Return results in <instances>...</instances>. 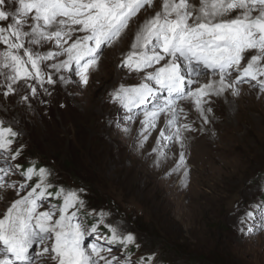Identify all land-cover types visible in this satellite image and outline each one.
<instances>
[{
    "label": "snow or ice",
    "instance_id": "snow-or-ice-1",
    "mask_svg": "<svg viewBox=\"0 0 264 264\" xmlns=\"http://www.w3.org/2000/svg\"><path fill=\"white\" fill-rule=\"evenodd\" d=\"M154 5L155 0H0V95H15L23 82L29 93L21 99L35 98L38 87L47 92L46 84L57 83L54 73L61 82L71 83L75 75L87 85L103 49L118 42L141 11ZM46 45L51 48L39 50ZM121 67L144 73L139 84H122L110 93L130 122L143 116L141 147L164 118L153 148L159 164L166 158L162 143L183 149L184 133L193 131L184 122L181 102H190L208 123L212 109L206 105L212 97L229 91L239 96L241 84L264 93V0H160V10L139 24ZM17 137L0 119V189H12L19 197L0 219V264H160L155 252L132 260L128 249L136 237L121 230L119 222H107L110 213L92 210L83 213L91 222H83L84 189L60 186L52 192L48 168L13 163L21 155L20 148L13 150ZM185 163L181 152L177 169ZM12 176L22 179L12 181ZM50 198L59 203L45 208ZM257 203L264 214V194L251 207ZM242 205L238 202L236 210ZM252 216L245 210L239 223ZM101 225L107 235L100 233ZM91 236L96 242L86 244ZM114 249L125 254L118 257Z\"/></svg>",
    "mask_w": 264,
    "mask_h": 264
},
{
    "label": "rangeland",
    "instance_id": "rangeland-1",
    "mask_svg": "<svg viewBox=\"0 0 264 264\" xmlns=\"http://www.w3.org/2000/svg\"><path fill=\"white\" fill-rule=\"evenodd\" d=\"M49 48L51 45L39 50ZM109 50L110 47L103 49L99 65L108 61ZM112 61L109 69L123 70L116 55ZM49 70L45 66V71ZM96 70L90 73L88 84L79 88L82 104L88 108L82 117L74 116L75 111L81 110L79 105L65 106L63 97L71 100V96L65 93L55 73L53 79L57 83L46 84L47 92L38 87L35 98L29 95L34 120L17 114L14 109L22 92L29 93L22 87L23 82L15 95H0V119L18 133L13 150L20 148L21 155L13 163L26 168L35 162L37 168H48L51 171L49 181L54 185L50 189L52 192L60 186L84 189L82 198L86 207L81 210V220L90 223L92 217L83 213L92 210L110 213L107 222H119L121 230L126 229L136 237V243L130 246L134 249L133 261L155 252L160 264H264V214L259 203L255 208L251 207L264 194V180L261 179L264 175V116L250 109V106H259L245 103L247 109L240 115V124L234 113L231 116V126H238L245 138L224 146L228 150L221 155L230 157L225 158L223 167L216 165L203 169L195 153L178 150L179 144L166 143L162 147L166 158L157 164V155L152 152L157 139L151 134L144 146H140L142 115L130 122L125 110L120 108L114 115L95 104L100 91L94 93L90 86L95 83ZM110 77L115 79L116 75ZM241 85L255 89L249 84ZM105 86L110 87L109 83ZM193 112L196 128L213 140L220 131H214L210 121L204 123L195 109ZM255 119L257 123L253 121ZM164 127L161 118L152 133ZM190 133L192 131L185 135ZM229 136L230 132L226 134ZM192 137H188L189 142L185 145L192 144ZM181 152L186 163L177 169ZM172 167L177 169L173 170L174 174L164 173ZM9 179L22 178L12 176ZM0 192L1 219L10 203L19 197L12 189H1ZM241 201L243 205L237 211ZM55 203L59 201L50 198L45 202V208ZM245 210L252 211L253 216L240 224ZM99 231L107 235L103 225ZM93 242H96L94 236L86 240V244ZM113 254L119 257L125 252L114 249Z\"/></svg>",
    "mask_w": 264,
    "mask_h": 264
},
{
    "label": "bare ground",
    "instance_id": "bare-ground-1",
    "mask_svg": "<svg viewBox=\"0 0 264 264\" xmlns=\"http://www.w3.org/2000/svg\"><path fill=\"white\" fill-rule=\"evenodd\" d=\"M159 8H160V0H155L154 7L146 9L143 12H141L138 15V17H136L135 20L130 23L129 28L126 30L125 34L120 38V40L110 47V50L108 51V54L110 53L108 56L109 57L108 61L98 65L99 71L96 70V76L94 78L95 83L93 84L92 82V85H94V87H92V85L90 86V88L93 89L94 93L100 91L99 97L95 101V104L104 107V109L114 112L113 113L114 115L115 114L117 115L120 112V110L123 108H121L119 104L112 102L110 93H112L116 88L120 87L122 84L126 87L139 84L141 82V77H143L144 73L130 72L127 68L125 69L123 68V70H117V71H114L113 69H109L110 63L116 62L115 60L112 61V58L114 57V55H116V60L117 61L120 60V62H122L124 56L127 54V52L131 50V44L133 42L134 34L139 24L142 23L144 20H146L148 17L155 15V13L159 10ZM233 15H235V13H233ZM251 54L252 53H246L245 55L246 57H250ZM149 71H151V69H149ZM111 74L112 75L115 74L116 78L112 79L110 77ZM63 75L67 77L70 74L65 72L63 73ZM56 76L58 77L57 74ZM205 80L207 79L205 78ZM71 81L72 82L69 83V85H66V83L60 81V84L63 87L65 93L71 96V100L66 99V97H63L65 106H69L70 104L79 105L81 107V110L79 111L80 113L78 111H75L74 116L82 117L88 112L87 106H83L82 104L83 100L79 96V94L81 93L80 89L83 88V83H80L79 79L73 76H71ZM108 83L110 87L105 86ZM16 87H20V85H17ZM238 87L240 92L239 96H233L229 91L222 96L212 97L211 103L209 105H206V107H211L212 109L210 113H207L209 114L208 117L211 118L210 120H208V123L210 121L213 127L212 129L214 131H220V133L213 140H211L205 132H200V130L196 128L197 124H194L193 122L194 107L192 106V104L190 102H185L184 104H182V107H184L185 113L187 115V120L184 122L190 123L193 129L192 133H190L188 136L185 135L184 133V137H185L184 143L188 144L189 142L188 137L190 136L193 137L191 138L192 144L185 145L183 149L181 148V146H179L178 150L180 149L184 150L188 154L195 153L196 156H198L203 166V169L207 170L209 169L207 166L211 168L216 165L223 167L225 158L230 157V155H228L227 157H223V155H221V152L228 150L224 146L234 145L235 141L238 140L239 138H245V133L242 135L240 128H238V126L235 127L231 126L232 122L230 121V119L233 113L236 117L237 122H239L240 124L241 121L240 115L243 111L247 109L245 103L248 104L255 103L257 106H259V108H257L256 106L254 107L250 106V109L257 110L260 112L262 116H264V93H259L258 88L248 89V87H246L245 85H241ZM26 94H28V92L23 91L22 94L17 98V105L14 106V109L16 110L17 114L25 117L27 116L30 119L34 120V117L31 113L32 107L30 106L29 101L28 100L25 101L21 99V96ZM236 106H237V111L234 112ZM161 118L164 120L163 117ZM253 121L257 123L256 119ZM159 132L160 131L151 134L153 135V137H155V139H157L159 136ZM228 132H230V136L226 137V134ZM156 141L157 140H155L154 142L155 145L153 144L152 146L153 148L156 146ZM162 147H163V143H162ZM198 152H200L201 154H197ZM195 159L197 158L195 157ZM173 170L174 167L170 169H166L164 173L174 174L175 172ZM0 196H1V192H0ZM0 210H1V206H0Z\"/></svg>",
    "mask_w": 264,
    "mask_h": 264
},
{
    "label": "trees",
    "instance_id": "trees-1",
    "mask_svg": "<svg viewBox=\"0 0 264 264\" xmlns=\"http://www.w3.org/2000/svg\"><path fill=\"white\" fill-rule=\"evenodd\" d=\"M134 249H128V253H130V255H133Z\"/></svg>",
    "mask_w": 264,
    "mask_h": 264
}]
</instances>
